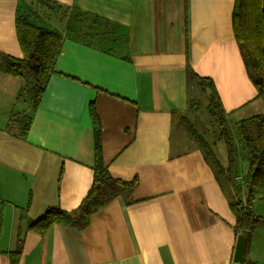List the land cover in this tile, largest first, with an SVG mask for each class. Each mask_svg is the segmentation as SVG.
Here are the masks:
<instances>
[{
    "label": "crops",
    "instance_id": "obj_1",
    "mask_svg": "<svg viewBox=\"0 0 264 264\" xmlns=\"http://www.w3.org/2000/svg\"><path fill=\"white\" fill-rule=\"evenodd\" d=\"M44 1L0 0V264H10L18 229L20 264H264L263 218L244 261L233 260L230 203L244 200L242 137L243 171L234 172L235 162L224 182L182 122L196 113L190 101L207 98L187 78V63L212 79L228 123L264 112L234 37V0ZM26 9L61 42L24 138L9 124L15 107L30 111L20 101L23 81L4 64L22 56L14 19ZM83 26L93 39L77 34ZM90 104L108 171L136 182L113 188L86 226L54 223L39 234L27 227L31 219L52 205L75 209L90 188ZM260 200L253 209L262 216Z\"/></svg>",
    "mask_w": 264,
    "mask_h": 264
},
{
    "label": "trees",
    "instance_id": "obj_2",
    "mask_svg": "<svg viewBox=\"0 0 264 264\" xmlns=\"http://www.w3.org/2000/svg\"><path fill=\"white\" fill-rule=\"evenodd\" d=\"M27 11L28 9L23 14L17 13L14 19V29L22 56L16 58L7 55L5 66V71L9 74L18 76L29 72L34 80L30 91L32 96L30 112L16 115L9 121V124L15 126L19 135L24 138L32 122V113L42 96L47 76L54 71V62L61 42V36L57 31L33 23ZM232 29L243 53L248 73L255 84L257 95L264 102V0H234ZM186 75L188 79L196 81L202 93L207 97L206 109L218 125L226 149V162L220 161L211 143L195 129L190 119L183 116V122L200 145L205 158L215 168L217 177L224 178L231 183L235 147L216 87L210 77L198 75L188 63ZM196 102L198 101H190V106L193 107L191 104ZM195 108L197 107H193ZM90 115L94 134V166L91 186L76 209L67 211L52 205L46 207L38 217L31 219L27 227L39 234L46 233L54 223L86 226L91 215L113 198V188L127 189L136 182L135 179L124 181L110 174L103 162L101 126L93 104H90ZM237 129L247 149L246 167L242 176L244 200L231 201L230 208L236 216L234 230L237 235H243L245 245H247L253 230L261 218L264 219V112L238 120ZM257 197H260L263 203L262 216L253 209V203ZM26 211L27 206L21 210V216ZM22 247L23 236L18 229L15 248L6 251L10 264H20Z\"/></svg>",
    "mask_w": 264,
    "mask_h": 264
},
{
    "label": "rangeland",
    "instance_id": "obj_3",
    "mask_svg": "<svg viewBox=\"0 0 264 264\" xmlns=\"http://www.w3.org/2000/svg\"><path fill=\"white\" fill-rule=\"evenodd\" d=\"M92 33H94V30L93 29L87 28V27H84V26H83V29H80V30L77 31V34L80 35V37H83L84 39L87 38L88 36H90V34H92ZM90 38L93 39V37H91V36H90ZM6 64H7V62L4 64V70H5ZM10 75H12V74H10ZM13 76H15V75H13ZM18 77H20L22 79L21 81H23L22 83H23V88H24V89H22V93L20 95V101L23 103L22 106H24V105L25 106H28L30 108V110H31L32 96H31V92L30 91H31V88H32V86L34 84V80H33L32 76L30 75L29 72H24L22 75H18ZM196 101H198V102H196L198 104H196V103L191 104V105H193V107H197V108H195L196 113L195 114L192 113L193 117L190 116V115H188L189 118L186 117V116H184V117H186V118H188V119L191 120V122L193 123L195 129L199 133H201L204 136V138L206 140H208L209 143L212 144V146L214 148V151H215L217 157L222 162L225 163L226 162V159H227L226 158L227 157V155H226V149H225V147L223 145V140H222V137L220 136L218 125L215 122V120L209 115V113H208V111L206 109L207 98L205 99V98H203L201 96L200 99H198ZM17 108L18 107H15L12 110L13 112H16L15 113L16 115H19V114L24 113V112H18L17 113ZM207 120L208 121H211V122L214 121V123L216 124V126L213 127V126L207 124ZM228 120H229V123H228L229 131H230V133H231V135L233 137V140L235 141L234 142V146L236 147V150H237L236 155L234 156V164L236 162L234 172H236L237 174H239L240 172L243 171V168H244V165H245V159L243 158V148H242L241 139H240L241 134L239 133L237 127H235V124H233V122H234L233 121V118L230 117ZM182 122H183V119H182ZM183 124H184V122H183ZM184 126L186 127L185 124H184ZM12 127H13V125H12ZM12 127L10 126V128H12ZM189 134H190V132H189ZM213 142H215V143L213 144ZM234 164H233V166H234ZM244 171H245V169H244ZM244 171H243L241 177L243 176ZM92 178H93V176H92ZM220 179L222 181H224V182H227L224 178L223 179L220 178ZM257 198L255 200H257ZM258 206L259 207H262L263 206V203H262L261 200H260L259 203H257V207Z\"/></svg>",
    "mask_w": 264,
    "mask_h": 264
},
{
    "label": "water",
    "instance_id": "obj_4",
    "mask_svg": "<svg viewBox=\"0 0 264 264\" xmlns=\"http://www.w3.org/2000/svg\"><path fill=\"white\" fill-rule=\"evenodd\" d=\"M244 251H245V239L242 234L237 236L235 249L233 253V260L236 262L244 261Z\"/></svg>",
    "mask_w": 264,
    "mask_h": 264
}]
</instances>
